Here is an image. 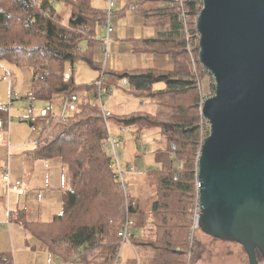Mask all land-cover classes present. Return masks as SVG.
Listing matches in <instances>:
<instances>
[{"label":"trees","instance_id":"1","mask_svg":"<svg viewBox=\"0 0 264 264\" xmlns=\"http://www.w3.org/2000/svg\"><path fill=\"white\" fill-rule=\"evenodd\" d=\"M57 2L69 9L65 23L54 9ZM178 2L138 0L119 12L131 9L155 32L130 40L132 52L161 55L171 62L170 70L103 69L104 90L124 85L128 93L156 104L155 115L135 112L113 116L105 112V119L121 127L158 128L166 140L165 150L156 156L159 168L153 174L155 200L150 221L133 220L134 232H142L131 244L152 252L149 264H191L205 252L194 236L190 239L197 163L202 138L209 129L201 116L197 85L199 74L204 72L197 60L195 32L202 4L199 0H181L188 17L187 42ZM104 19L105 10L93 7L90 0H0V62L31 70L29 96L33 99L49 103L61 95L62 100L72 102L85 92L95 98V82L78 86L69 70L81 62L102 72V63L93 59L92 52L99 43L97 31ZM160 83L163 87L155 89ZM84 98L69 115H53L46 109L38 117L41 130L32 155L65 166L70 188L62 195L58 215L47 222L24 220L22 226L62 264L74 263L75 259V264H114L123 197L102 150L107 131L101 108ZM6 117L0 107V130ZM0 264H13V259L0 256Z\"/></svg>","mask_w":264,"mask_h":264},{"label":"water","instance_id":"2","mask_svg":"<svg viewBox=\"0 0 264 264\" xmlns=\"http://www.w3.org/2000/svg\"><path fill=\"white\" fill-rule=\"evenodd\" d=\"M198 60L214 80L197 163L198 228L264 258V0H199Z\"/></svg>","mask_w":264,"mask_h":264},{"label":"rangeland","instance_id":"3","mask_svg":"<svg viewBox=\"0 0 264 264\" xmlns=\"http://www.w3.org/2000/svg\"><path fill=\"white\" fill-rule=\"evenodd\" d=\"M133 1L138 0H131L130 3L126 4L123 3V1L119 2V0H113V3L115 4V8L112 10L113 15L111 17L113 31L114 28L116 29V24L119 23L116 32L117 34L121 31V24H123V31H126L127 35H133V37L135 35V37H139L138 34L142 30L144 33L146 32L148 36L153 33L154 29L152 28L151 30L147 29L148 27L145 28L143 26L144 23H142V17L132 12L131 9L126 10L124 13L122 12V14L119 13L125 6H130L136 3ZM90 3L93 7L98 9L106 8V0H90ZM54 9L59 15L61 21L64 23L67 22L70 16L69 9L64 4L58 2L54 4ZM139 22H141V26H139ZM104 35L103 27H101L97 31L99 43L94 47L92 52L93 59L97 62L104 63V65L107 64L106 62L110 57L113 62L123 63L125 68L122 70L128 71L147 68L159 69L160 66L157 62L170 63V61H166L167 58L161 55L134 53L131 50V45H129L126 41L121 43L117 42L119 49L112 50L114 40L113 34L111 36V41H109L108 54L104 61L101 53V41ZM191 57V63L193 64V59ZM2 67L9 70L13 76V94H15L16 98H14L11 102L8 99L9 84L2 80V77L4 76L3 71H1ZM74 68L76 69V73L73 70H69V72H72L71 75L73 76L75 80L74 83L76 85L89 84L90 79L94 75L96 76L99 74V72L91 70L81 62L76 63ZM192 68L193 72L196 74L195 60L194 67L192 66ZM197 82L201 101L214 94V80L205 69L204 72L199 74ZM30 83V69L14 67L4 62H0V107L3 108L6 111L7 116H9V118L6 117L5 120L3 118L4 126L0 130V172L4 170L7 159L8 163L13 162L14 164L15 162H19L17 159L18 155L20 153L21 155L26 154V151H28L34 143L33 141L38 138L41 130V124L38 117L43 113V110L51 109L53 111L57 109L58 103H60L63 99L61 95L54 96L52 101L49 103L33 99L29 96ZM162 87L163 84L161 83L154 86L155 89H161ZM83 95L85 96V99L90 102L98 103L100 106L103 104V110L105 109L104 111L113 116H124L135 112L150 115H155L156 113V104L152 100L128 93V90L124 85L113 87L111 93L105 92L100 103L96 97L94 98L86 92ZM83 95L78 94V101H81ZM72 103L74 106L78 104L76 100L72 101ZM34 119H37L36 123L30 124L29 121ZM107 124L110 132L118 134L121 138L124 164H130L135 170L134 172L126 175V184L129 187V195L136 202V208L132 210V212H136L131 216L133 220H146L148 222L150 221L152 203L155 200V183L153 174L154 171L159 168V165L156 162V156L158 153L165 150L166 140L160 130L155 127L143 129H138L132 125L121 127L111 120L107 121ZM10 130H12V143L22 141V143L18 145L20 147L19 150H21L19 152L13 149L11 151L9 150L10 146L8 147L7 138ZM138 135H140L142 139L141 146L145 148L143 153L142 149L138 147L140 145V142L137 140ZM137 169H140L141 172L137 171ZM1 186L4 185L0 180V187ZM0 196L3 197V195ZM195 198L196 193L193 203L195 202ZM120 210L122 211L124 218L125 212L123 208ZM3 213L5 214L4 209ZM33 216L34 213L29 212V219L34 218ZM14 218L15 221L11 223L9 229L5 227V229L2 230L0 227V248L4 249V251L8 253V257H12L13 259V254L10 250L12 244L15 245L18 255L17 259H19V256L24 258L26 247H29L30 250H34V246L38 245L41 247L42 251L45 250L43 245L34 240L29 234L23 232L22 225L17 224L16 214H14ZM194 237L195 240L198 243H201L205 248V252L202 255L203 258L197 264H247V256L245 253L241 252V247L239 245L210 238L202 233L199 228L194 233ZM37 251H39V249H37ZM138 252H140L141 255V263L149 264L152 252L150 250H138ZM75 260L74 263L77 262V260ZM44 262V257L35 256L33 264H44ZM118 264H136V260L134 259V255L128 244L123 246Z\"/></svg>","mask_w":264,"mask_h":264},{"label":"crops","instance_id":"4","mask_svg":"<svg viewBox=\"0 0 264 264\" xmlns=\"http://www.w3.org/2000/svg\"><path fill=\"white\" fill-rule=\"evenodd\" d=\"M122 1L123 3L126 4V3H130L131 0L129 1L119 0V2H122ZM133 2H137V1H133ZM114 8H115V4H114ZM118 25L119 23L116 24V29L114 28L115 32L114 31L112 32V34L114 35L112 50L119 49V46H117V42L121 43L123 41L124 42L126 41L130 45V40L138 39V38H141L142 36L143 37L147 36V33L146 32L144 33V31L142 30L138 34L139 37H135V35L134 37L133 35H127L126 31H123L124 29L123 24H121V31H119V33L117 34L116 32H117ZM141 25H142L141 22H139V26ZM147 29L152 30V28H147ZM154 33L155 32L153 30V33L148 36H152L154 35ZM111 36L109 38V41H111ZM166 61H169V60L166 59ZM106 63L107 64H105V69H108V70L120 71L125 68L123 63L111 61V57ZM157 63H159V66H160L159 69L161 70H170L172 68L171 62L170 63L169 62H157ZM1 71H3V73L5 74L3 67ZM73 71L76 73L75 68L73 69ZM98 75L96 76L94 75L92 77L94 79L91 78L89 82L90 83L96 82L98 79ZM10 77H11V87H12L11 91L13 93V78H12L13 76L11 72H10ZM31 80H32V74H31ZM78 86H81V85H78ZM8 94H9V91H8ZM84 97L85 96L83 95L82 100ZM62 101L64 100H61L60 102L61 104L58 103L57 109L53 111L49 109L51 110V113L53 115H57V114L61 115L62 104H63ZM76 101L79 102L78 99ZM73 106H74L73 103L69 102L68 104L69 108L67 107V110L65 113L66 115H69L72 112ZM11 135H12V130H10V133L8 134V138H7L8 147L10 146L9 150L11 151L13 149L17 152L21 151L19 150L20 147L18 145L22 143V141L12 143ZM114 135H117L118 137H120L118 134H114ZM33 142L34 143L31 145L30 149L26 151V154L21 155L20 153L18 155L17 159L19 160V162H15L14 164L13 162H9L10 163L9 164L8 159H7L11 180L13 182L15 181L20 182V186L16 192H12L9 195L5 193V186L0 187V195H3V197L0 196V227L2 230L5 229V227H7L8 229L10 228L11 223L15 221L14 214L17 215V219H16L17 224H20V225H22L24 220L40 221V222L49 221L50 220L49 218H52L54 215H58L61 212L62 195L65 191H68L70 188V180H69V174H68L67 168L63 166L61 163L56 162V161H43V160L34 158V156L32 155V151L35 146V141ZM1 173L2 171L0 172V180H1ZM4 196H5V200H4ZM3 209L5 211V214L3 213ZM29 212L34 213V216H33L34 218L29 219ZM22 229H23V226H22ZM20 245H23V244H20ZM134 247H135V252L138 256V264H142L141 259H140L141 255H140V252H138V250L141 251L143 249L138 248L137 246H134ZM37 249H39V251H37ZM10 250L12 251V254H13V264H33V262L35 261V256L44 257V261H45L44 264H52V263L62 264L60 259L49 255L46 249L42 251L41 247L38 245L34 246V250L33 249L30 250L29 247H26L25 252H24L25 253L24 258H21L19 256V259H17L18 255L15 249V245L12 244ZM131 252L133 253L134 258H135L134 251L131 250ZM0 256H8V253H6L4 249L0 248ZM67 264H75V263H67ZM136 264H137V261H136Z\"/></svg>","mask_w":264,"mask_h":264},{"label":"built area","instance_id":"5","mask_svg":"<svg viewBox=\"0 0 264 264\" xmlns=\"http://www.w3.org/2000/svg\"><path fill=\"white\" fill-rule=\"evenodd\" d=\"M178 1H179L178 5H179V10H180V17H181L182 24H183V33H184L186 41L188 42L189 41L188 28H187L188 17L184 12L183 4H182L181 0H178ZM113 8H114L113 0H106V8L104 9L105 10V19H104V22L102 24L105 35L101 41V53H102V57H103L104 61H105L107 54H108L109 38L113 32V25L111 23V17L113 15V11H112ZM196 36H197V34H196ZM197 38H198V36H197ZM187 51L189 52V55L191 57L192 54L190 53L189 47H187ZM104 68H105V65H104V63H102V72L99 74V79L95 82V87L97 89L96 99L99 101V103L101 102V98L105 92L111 93V91H112V89L104 90L102 87V82L106 78V76L103 73ZM4 71H5V74L2 77V80L9 84L8 99L11 102V101H13L14 98H16V96L11 91L12 87H11L10 72L7 71L5 68H4ZM214 87H215V83H214ZM213 95H211L207 98H210ZM207 98H205L201 101L200 111H201V107L203 105V102ZM68 104H69L68 99H65L63 101V104H62L61 116L65 115ZM101 106L99 105V107L101 108L102 114L104 116V124H105L106 131H107L106 137L102 143V150L108 156V158L110 160L111 169H112L113 173L115 174L117 182L120 186V189L122 192V197H123V201H122L120 208H123V210L125 212V216H124L123 221L120 225V229L117 233L118 249L115 253L114 264L119 263V256L122 252L123 246L126 244H128L130 249L134 251V254H135L134 259L137 261V264H138V256L135 252V247L131 244V240L137 236H140V233L142 231L137 233V232H134V230H133L134 221L131 218V214H132V210H134L136 208V202L133 200L132 197H130L129 187L126 184V175L128 173L134 172L135 170L130 164H124V162H123V151L121 148V138L118 137L117 135H114L112 132H110V130L108 128L107 120L105 119V111L103 110V104ZM35 121L36 120L34 119V120H30L29 122L34 123ZM204 122L208 125V123L205 120H204ZM207 135H208V132L205 133V135L202 138V141ZM137 140L140 142V145L138 147L140 149H142V153H143L145 151V148H143L141 146L142 139H141L140 135H138ZM202 141H201V143H202ZM137 171L141 172L140 169H137ZM1 181H2L3 185L5 186V193L7 195H9L12 192H16L20 186V182H18V181L13 182L11 180V177L9 174L8 163L6 164L4 170L2 171ZM198 184H199V181L196 178V180H195L196 198H195V202H194V206H193V210H192V216H191L192 223H191L190 239H192V236H194V233L198 230V221H199V217L201 214L200 204H199Z\"/></svg>","mask_w":264,"mask_h":264},{"label":"flooded vegetation","instance_id":"6","mask_svg":"<svg viewBox=\"0 0 264 264\" xmlns=\"http://www.w3.org/2000/svg\"><path fill=\"white\" fill-rule=\"evenodd\" d=\"M206 235V234H205ZM208 236V235H207ZM210 237V236H209ZM211 238V237H210ZM201 244V243H200ZM232 244H235V245H239V244H236V243H232ZM202 245V244H201ZM240 247H241V252L242 253H245V251H244V249H243V247L241 246V245H239ZM245 255H246V253H245ZM247 256V255H246ZM203 258V256L199 259V260H197L196 262H194V263H191V264H197L201 259ZM255 259H256V262H257V264H261V263H263L264 264V258L262 257V255L260 254V252L256 249L255 250ZM247 260H248V257H247ZM247 264H249V261H247Z\"/></svg>","mask_w":264,"mask_h":264}]
</instances>
